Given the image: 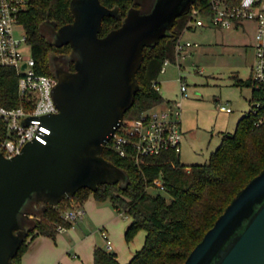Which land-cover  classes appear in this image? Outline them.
<instances>
[{
  "label": "water",
  "instance_id": "obj_1",
  "mask_svg": "<svg viewBox=\"0 0 264 264\" xmlns=\"http://www.w3.org/2000/svg\"><path fill=\"white\" fill-rule=\"evenodd\" d=\"M136 2L140 7L131 8L122 26L105 37H99L103 18L122 16L100 0H73L71 24L59 29L54 22L43 24L53 31L51 40L44 34L51 45H70L72 51L52 58L58 80L53 99L60 112L44 117L52 128L48 144L29 143L12 159L0 154V264H15L45 204L58 207L83 188L129 185L128 175L103 151L134 103L144 49L164 38L198 0H148L147 11ZM31 201L33 212L24 213ZM23 213L33 221L30 229L21 225ZM184 264H264V170L232 200Z\"/></svg>",
  "mask_w": 264,
  "mask_h": 264
},
{
  "label": "trees",
  "instance_id": "obj_2",
  "mask_svg": "<svg viewBox=\"0 0 264 264\" xmlns=\"http://www.w3.org/2000/svg\"><path fill=\"white\" fill-rule=\"evenodd\" d=\"M72 1L33 0L32 7L21 16L41 74L55 77L52 58L69 55L72 51L70 45H51L42 32L46 22H54L57 27L74 22ZM210 1L198 0L194 5L202 8L204 14H210ZM100 2L111 10L118 8L122 19L104 17L99 37H105L120 28L130 9L140 7L136 0ZM189 20L190 10L176 19L166 36L156 45L144 49V60L136 75L140 88L132 107L125 114L126 121L137 119L144 112L166 103L156 90L155 83L166 61L178 64L177 45L187 30ZM234 80L236 86L250 87L254 96L264 97V92L255 89L251 79L243 81L235 77ZM18 82L19 77L14 69L0 68L2 106L14 108L20 105ZM263 110L257 115L252 112L247 114L240 121L235 134H223L220 147L202 164L183 163L181 155L166 151L158 156L143 158L140 166H137L106 147L103 157L128 175L129 185L122 187L119 183L102 184L97 191L83 188L64 201L84 204L93 195L98 201L111 202L118 213L133 220L126 232L127 242L133 239L139 229L147 232L144 247L126 264H184L232 200L264 170V122L257 125ZM159 178L163 181L164 193H160L163 191L154 185V181ZM149 189L158 193L153 194ZM64 201L58 207L45 204L43 213L33 219L34 228L21 244L13 260L15 264H23L30 240L37 236L55 240L59 226L72 227V223L63 218ZM94 264L122 263L115 253L96 248Z\"/></svg>",
  "mask_w": 264,
  "mask_h": 264
},
{
  "label": "rangeland",
  "instance_id": "obj_3",
  "mask_svg": "<svg viewBox=\"0 0 264 264\" xmlns=\"http://www.w3.org/2000/svg\"><path fill=\"white\" fill-rule=\"evenodd\" d=\"M137 1L143 4L144 11L149 9L148 0ZM42 30L51 40V27L44 25ZM183 40L196 42L198 46L181 64L166 66V73L160 74V94L169 101H182L181 120L185 136L181 161L202 164L220 147L222 132L235 134L240 121L253 110L251 88L236 86L234 78L252 80V66L256 61L255 28L250 22L239 28L207 26L187 30ZM27 52L29 50L26 49ZM62 62L67 64L68 60L63 58ZM183 83L187 85L186 97L181 92ZM221 107L231 108L233 113H226ZM149 190L153 194L158 193ZM95 201L104 210L88 208L87 215L84 210L83 217L77 219L74 228L58 232L56 239H52L55 242L52 241V246L43 245V257L37 264H94V250L102 248L107 251L102 231H106L114 244L113 252L123 262L129 261L141 250L145 230L139 229L127 242L129 219L118 213L111 202ZM34 203L31 201L24 213L33 212ZM72 203V200L64 201L62 214L74 209ZM24 213L21 225L30 229L33 221Z\"/></svg>",
  "mask_w": 264,
  "mask_h": 264
},
{
  "label": "built area",
  "instance_id": "obj_4",
  "mask_svg": "<svg viewBox=\"0 0 264 264\" xmlns=\"http://www.w3.org/2000/svg\"><path fill=\"white\" fill-rule=\"evenodd\" d=\"M210 14L193 5L190 8V20L187 30L213 26L215 28H239L250 22L255 28L254 48L255 64L252 66V81L255 89L264 92V0H211ZM33 5V0H0V68H12L16 71L18 99L20 105L8 108L0 104V154L12 159L23 152L32 142L47 145L52 128L44 117L60 112L53 99V90L58 80L56 76L41 74L32 53V46L21 16ZM186 30V31H187ZM198 46L197 43L182 42L177 45L178 61L186 47ZM26 49L29 53H26ZM170 64L166 61L165 66ZM160 82L155 88L160 92ZM187 85H181L183 97ZM254 89V88H253ZM253 114L264 109V97L253 95ZM231 113V108L221 107ZM182 101H167L144 112L132 121L124 120L116 130L106 147L112 149L120 158L130 160L140 166L143 158L161 155L173 151L181 155L184 131L182 126ZM264 122V110L259 115L257 125ZM154 185L159 191L165 190L162 179H156ZM84 215V210L74 207L63 214L66 221L73 222ZM59 226L58 231H63ZM107 251L114 247L106 231H102Z\"/></svg>",
  "mask_w": 264,
  "mask_h": 264
},
{
  "label": "crops",
  "instance_id": "obj_5",
  "mask_svg": "<svg viewBox=\"0 0 264 264\" xmlns=\"http://www.w3.org/2000/svg\"><path fill=\"white\" fill-rule=\"evenodd\" d=\"M186 32V31H185ZM185 32H184V34L182 35V37H181V41L184 43V42H190V41H185V40H183V37H184V35H185ZM192 43V42H191ZM196 43V42H195ZM195 43H193V44H195ZM198 44V43H197ZM196 46H190V47H186L184 50H183V52H182V55H181V58L179 59V61H178V63H180L181 64V62L184 60V59H186V57L187 56H189V55H191V53H192V51L194 50V48H195ZM170 64H172V63H170ZM169 65V64H168ZM168 65H166V66H168ZM166 66H165V71L163 72V73H166ZM163 73H161V74H163ZM158 81H162V80H160V77H159V80ZM161 84V83H160ZM186 84V83H185ZM162 85V84H161ZM251 90H252V88H251ZM164 99H165V101L167 102V101H169L167 98H165V97H163ZM227 113V112H226ZM231 113H233V111L231 112ZM223 134H225L224 132H222ZM222 137H223V135H222ZM221 141H222V138H221ZM213 153V152H212ZM184 163V162H183ZM187 164V163H186ZM73 203V207H77V206H80L83 210H85L86 211V215H87V213H88V208H90V209H94V210H98V211H103L104 209L102 208V207H99L100 205L99 204H97V202L95 201V199L92 197V196H90V198H89V200L87 201V202H85L84 204H79V203H76V202H74V201H72ZM121 215H123L124 217H126V218H128L129 219V224H128V228L130 227V225L132 224V222H133V220H132V218L131 217H129V216H127V215H125V214H121ZM36 217H38V216H36ZM84 220V218L82 219V220H80V221H83ZM112 219H110V220H108V222H110ZM78 222V220H75V221H73V222H71L72 223V228H74V226H75V223H77ZM128 228H127V230H128ZM104 229H106V228H104ZM107 230V229H106ZM146 232V231H145ZM146 236H147V232H146V235H145V241H146ZM47 239H49L50 240V238H47V237H45V236H37L36 238H34L33 240H30V245H29V249H28V251L26 252V254L23 256V264H37V263H39V262H41V258L43 257V251H44V249H43V245L44 244H48V246H52L53 244H52V239H51V241H47ZM54 242V241H53ZM55 243V242H54ZM113 243V242H112ZM144 245H145V242H144ZM144 245H143V247H144ZM113 247H114V244H113ZM142 247V248H143ZM141 248V249H142ZM95 251V250H94ZM113 251H114V249H113ZM112 251V252H113ZM114 253V252H113ZM116 254V253H115ZM117 255V254H116ZM136 255V254H135ZM134 255V256H135ZM134 256H132V258L134 257ZM118 258V257H117ZM131 258V259H132ZM130 259V260H131ZM129 260V261H130ZM118 261L120 262V263H122V264H126V263H128L129 261H127V262H123V261H121L119 258H118ZM81 264V263H80ZM82 264H85V263H82Z\"/></svg>",
  "mask_w": 264,
  "mask_h": 264
},
{
  "label": "flooded vegetation",
  "instance_id": "obj_6",
  "mask_svg": "<svg viewBox=\"0 0 264 264\" xmlns=\"http://www.w3.org/2000/svg\"><path fill=\"white\" fill-rule=\"evenodd\" d=\"M60 27H56V29H59ZM72 65H73V69H72ZM68 70L69 71H71V72H74L75 71V69H74V64H70L69 66H68Z\"/></svg>",
  "mask_w": 264,
  "mask_h": 264
}]
</instances>
